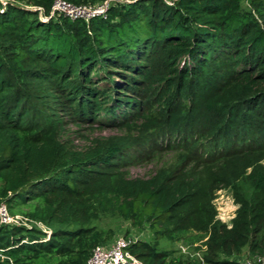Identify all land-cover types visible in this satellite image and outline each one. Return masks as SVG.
Here are the masks:
<instances>
[{
  "label": "trees",
  "instance_id": "16d2710c",
  "mask_svg": "<svg viewBox=\"0 0 264 264\" xmlns=\"http://www.w3.org/2000/svg\"><path fill=\"white\" fill-rule=\"evenodd\" d=\"M54 1L0 0V206L51 230L0 224V264H86L118 238L106 220L150 233L123 237L139 264L264 257V0H62L109 2L89 20ZM107 123L129 134L67 140ZM200 239V258L164 247Z\"/></svg>",
  "mask_w": 264,
  "mask_h": 264
},
{
  "label": "rangeland",
  "instance_id": "374dc122",
  "mask_svg": "<svg viewBox=\"0 0 264 264\" xmlns=\"http://www.w3.org/2000/svg\"><path fill=\"white\" fill-rule=\"evenodd\" d=\"M108 126H100L95 125L93 127L85 126L82 129L78 130L74 126H70L68 129L70 130L67 136V140L70 142H74L76 147L85 148L87 146H91L93 142L97 140H101L104 138H108L111 136H125L128 133V130H123L116 125ZM134 135L136 133H133ZM177 152H163L156 153L154 157H149L144 159L140 163L132 165L128 167L130 172V177L132 178H142L147 179L150 178L159 168L172 165L174 160L176 159ZM215 205L218 211V218L226 224H230L231 220L235 217V212L238 206L234 202V198L232 193L228 189H222L216 193ZM107 224L117 228V236L119 238L127 235V231H129V237L139 239V240H150V233L147 231L139 232L135 229H132L128 223L120 222L119 220H106ZM205 239L198 240L195 244H186L185 242H179L175 245L164 244V247L168 250L181 251V247L187 248L188 254H185L191 258L194 257L202 246V243ZM182 253V251H181ZM184 254V253H183ZM201 255V253H200ZM247 259V253H244L242 256V260Z\"/></svg>",
  "mask_w": 264,
  "mask_h": 264
},
{
  "label": "built area",
  "instance_id": "2783aa9c",
  "mask_svg": "<svg viewBox=\"0 0 264 264\" xmlns=\"http://www.w3.org/2000/svg\"><path fill=\"white\" fill-rule=\"evenodd\" d=\"M108 7V1L96 7H86L74 6L62 0H55L52 11L53 13L58 12L63 14L65 17H68L71 20H89L92 17L105 14ZM46 20H48V18H46ZM0 224H10L25 227L36 226L46 232V234H51V230L40 222H33L22 215L12 216L4 204L0 206ZM129 244L130 241L121 237L109 247L99 246L93 251L92 256L88 259L86 264H139L137 260L128 252ZM181 251L184 254H188L187 248L185 247H181ZM194 257L200 258V253H196ZM243 264H264V257L254 256L250 259L244 260Z\"/></svg>",
  "mask_w": 264,
  "mask_h": 264
}]
</instances>
